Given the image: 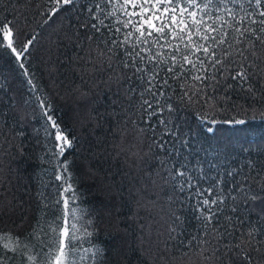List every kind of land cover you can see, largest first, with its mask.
<instances>
[{
  "label": "snow or ice",
  "instance_id": "6c2138e0",
  "mask_svg": "<svg viewBox=\"0 0 264 264\" xmlns=\"http://www.w3.org/2000/svg\"><path fill=\"white\" fill-rule=\"evenodd\" d=\"M45 2L40 29L61 17L69 21L74 31L68 39L80 49L71 57L73 70L107 73L100 83L116 86L108 115L121 117L125 126L131 122L151 141L158 165L151 183L162 182L165 200L175 209L166 246L170 242L185 254L195 250L202 264H264V158L250 156L231 166L193 162L186 115L195 108V119L213 133L217 123H246L217 117L242 107L254 110L249 101H264V0ZM39 36L37 30L27 33L14 15L0 18V54L7 50L14 58L33 94L41 89L26 64ZM8 91L7 82L0 84V93ZM36 99L50 141L45 152L55 162L59 182L52 204L60 207L46 228L37 222L29 242L36 239L39 249L23 264H97L103 250L91 243L90 214L79 203L70 161L63 159L75 137L61 126L50 101ZM0 104V128H23L15 98ZM185 211L195 221L191 230ZM9 252L23 254L19 238L0 235V264H8Z\"/></svg>",
  "mask_w": 264,
  "mask_h": 264
},
{
  "label": "trees",
  "instance_id": "16d2710c",
  "mask_svg": "<svg viewBox=\"0 0 264 264\" xmlns=\"http://www.w3.org/2000/svg\"><path fill=\"white\" fill-rule=\"evenodd\" d=\"M46 6L45 0L0 3V18L14 15L27 33L40 31L26 67L41 91L29 92L14 58L7 50L0 54V84L7 82L9 89L6 96L0 93V99L10 104L14 97L17 114L25 117L23 128H0V235L18 237L23 250L15 256L9 252L8 264H23L33 249L38 250L36 239L29 242L37 222L46 228L59 215L60 206L52 204L59 182L54 180L55 162L45 152V143L50 145V141L44 136L37 96L51 102L61 126L75 137L74 147L63 159L70 161L79 203L90 214L91 243L103 250L97 264H202L195 250L185 254L170 242L166 246L167 224L175 209L165 200L162 182L151 183L158 167L151 141L141 137L131 122L125 126L121 117L108 115L116 86L109 89L100 83L99 78L107 79V73L73 70L71 57L80 49L68 39L74 31L69 21L61 17L40 29L37 22L42 21L40 13ZM25 99L30 102L25 104ZM249 103H255L254 110L242 107L217 117L246 123H217L213 133L207 131L208 124L195 119V108L187 109L193 133L190 159L231 166L250 156L264 158V101ZM184 215L191 221V230L195 225L192 213Z\"/></svg>",
  "mask_w": 264,
  "mask_h": 264
}]
</instances>
